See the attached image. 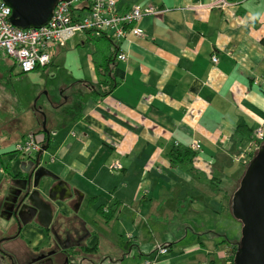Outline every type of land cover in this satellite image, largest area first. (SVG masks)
<instances>
[{
  "label": "crops",
  "instance_id": "1",
  "mask_svg": "<svg viewBox=\"0 0 264 264\" xmlns=\"http://www.w3.org/2000/svg\"><path fill=\"white\" fill-rule=\"evenodd\" d=\"M228 1L218 9L210 7L211 0H117L119 14L133 6L163 13L140 20L143 37L128 33L115 41L109 36L128 61L117 60L112 75L117 84L99 100L91 86L105 80L99 65L114 46L87 32L56 45L50 65L39 70L46 74L58 58L74 53L78 82L67 88L74 93L71 98L63 92L68 98L61 105L37 110L40 119L34 114L22 118L12 109L14 97L4 98L2 81L16 61L0 51V106H10L6 118H0V208L5 198L17 210L24 192L17 178L22 156L15 150L26 135L42 130L36 139H46L43 160L73 194L53 203L51 230L67 236L71 245L78 241V246L98 249L83 253L78 264H116L123 255L122 264H137V251L141 256L152 251L144 260L157 264H223L233 249L223 253L221 222L223 213L232 212L229 190L240 185L243 165L256 153L249 151L255 133L264 129V0ZM92 44L83 72L72 48ZM7 59L15 62L13 67ZM55 111L67 120L49 124ZM44 113L49 135L42 128ZM10 115L17 119L10 123ZM195 143L200 150L191 149ZM184 150L190 154L174 164L172 153ZM116 162L122 166L119 172L111 170ZM229 165L241 168L230 173ZM57 183L47 180L45 188ZM12 187L21 194H13ZM114 202L120 204L118 217L106 224L98 208ZM90 208L96 220H90ZM15 213V226L0 227V245L14 241L25 244L32 258H55L47 229L33 221L19 234ZM159 247L167 253L159 254Z\"/></svg>",
  "mask_w": 264,
  "mask_h": 264
},
{
  "label": "water",
  "instance_id": "2",
  "mask_svg": "<svg viewBox=\"0 0 264 264\" xmlns=\"http://www.w3.org/2000/svg\"><path fill=\"white\" fill-rule=\"evenodd\" d=\"M2 1L12 10L11 24L18 29L28 30L46 26L57 4L72 0ZM44 132L47 133L45 128ZM262 145L245 168L232 201V213L243 225V237L235 264H264V143ZM47 150L48 145H45L35 159L21 163V172L24 174L21 189L24 195L15 214L23 226L35 220L34 223L48 230L54 217L53 203L66 201L73 194L68 185L47 168L48 163L43 160V152ZM47 180L58 183L45 188ZM0 262L7 264L2 253Z\"/></svg>",
  "mask_w": 264,
  "mask_h": 264
},
{
  "label": "built area",
  "instance_id": "3",
  "mask_svg": "<svg viewBox=\"0 0 264 264\" xmlns=\"http://www.w3.org/2000/svg\"><path fill=\"white\" fill-rule=\"evenodd\" d=\"M229 4L228 0H211L210 7L223 9ZM85 10L79 13L81 7ZM80 7V8H78ZM76 9V10H75ZM163 13L154 7L143 8L133 6L128 12H117V0H72L61 1L53 11L50 22L39 29L21 30L10 22L12 10L0 0V51L6 56L15 59L21 72L29 73L38 67L49 66L56 45L64 46L79 32L85 29L95 31L111 30L115 41L124 39L128 33L143 37L139 28L140 20L147 15L158 16ZM218 63V58H212ZM119 62L126 63L128 56L120 52L117 55ZM255 143L249 151L258 152L259 145L264 143V129L257 130ZM192 150H200V145L193 144ZM40 150V143L36 137L29 135L16 147V154L22 157L29 156ZM247 154H243L245 158ZM122 166L119 162L112 165L113 172H119ZM159 254H166L167 248L159 247ZM150 264V263H149ZM157 264V262L153 263Z\"/></svg>",
  "mask_w": 264,
  "mask_h": 264
},
{
  "label": "rangeland",
  "instance_id": "4",
  "mask_svg": "<svg viewBox=\"0 0 264 264\" xmlns=\"http://www.w3.org/2000/svg\"><path fill=\"white\" fill-rule=\"evenodd\" d=\"M79 34V33H78ZM77 40V38H76ZM94 48V44H92L91 47L89 46H81L76 45L72 49H74L78 55H80V63L82 62L83 72H87V68L89 67V64L87 63V56L88 54H91ZM8 64L13 67L14 61L7 59ZM16 64V63H15ZM77 66V63L74 59V53H72L69 56H62L58 58L55 61V65L52 68H48L47 73L44 74L41 70L32 71L29 73H26L24 75H20L21 71L19 67L16 65L13 67V73H9L8 77L2 81V84L5 86V99H7V96L14 97L11 102H14L15 105L12 106V109L14 111H17L18 114H21L22 118L24 116H30V118L33 116L40 119L39 111L41 108H47L48 105H51L52 107H56L62 104L64 100L68 98V94H74L71 89H67L72 83L78 82L77 79V73L74 72L73 68ZM89 76V75H88ZM95 80H97L96 77H93ZM72 87V86H71ZM70 87V88H71ZM66 88V89H65ZM68 93L67 95L62 97V94ZM9 98V97H8ZM64 99V100H63ZM65 102L63 103V105ZM8 106H0V118L4 120L7 116V112L9 110ZM24 112H27L24 114ZM45 117L46 114L44 113ZM52 118L49 117V124H52V121L55 119H58L60 122H65L67 120V116L64 115L62 112L55 111L52 112ZM13 119H17L16 116H11L9 118V122ZM44 121V120H43ZM9 123V124H10ZM47 117L44 124H42V128L46 130L47 126ZM16 130L13 129V132ZM3 132V130L0 131V133ZM13 148V147H12ZM15 149V147L13 148ZM249 159V158H248ZM238 167L241 168V165H233V168L231 169V165H229V172H234V168ZM13 194H21V191L18 193L16 187H12ZM239 189L238 186H234L231 190H229V196L232 198L235 191ZM238 191V190H237ZM4 195L1 193V196ZM192 206V204H189ZM16 211V208L11 207L9 200L3 198V203L0 208V227L2 225H6L8 229L15 226V219H14V213ZM12 213H13V219H12ZM88 216L90 220H96L97 216L95 213L94 208L88 209ZM188 221L192 220L193 216L188 215ZM221 228L223 229V240L226 239L228 242L223 243V253L226 254V251L229 249V246L232 243V239H238L237 242L242 240L243 237V225L242 223L235 218L232 212H226L223 213V220L221 222ZM3 235L0 234V238ZM2 247H0V253L2 254H9L11 257L14 258V264H27L30 262V256H25V253H28V247L25 244H19L14 243V241L9 242L8 244H2ZM5 247V248H4ZM10 248V249H6ZM106 252V251H105ZM24 254L21 256V258L18 256V254ZM29 255V253H28ZM41 254H38L40 256ZM148 255H152V251H148L146 255L141 256V252L137 251L136 254V262L137 264H143L144 258H146ZM36 256V255H34ZM227 259V257H226ZM226 259L223 260V264H226ZM121 257L116 258V264H122ZM145 261V260H144ZM219 263V261H217ZM10 264V263H8ZM201 264H208V262L204 263L202 261Z\"/></svg>",
  "mask_w": 264,
  "mask_h": 264
},
{
  "label": "trees",
  "instance_id": "5",
  "mask_svg": "<svg viewBox=\"0 0 264 264\" xmlns=\"http://www.w3.org/2000/svg\"><path fill=\"white\" fill-rule=\"evenodd\" d=\"M81 7H83V6H81ZM78 8H80V7H78ZM82 10H85L84 7L81 8V11ZM87 33L99 35L102 39H107L111 43V45L114 46V50L112 51L111 55L106 60L104 59L102 62H100L103 64L99 65L100 75L103 76L105 78V80L103 82H101V84H99V86H97V87L91 86L93 88L92 93H93L94 97L99 100V99H102V98L108 96L110 94V92L113 90L114 86L117 84V81L112 77V75H113L114 68H115L116 63H117L118 45L116 44V42L111 37H109L107 35L106 32H104L102 30H100V31H95V30L88 31ZM96 59H98V58H95V60ZM36 70H39V69L37 68V69H35V71ZM24 74H26V73H24V72L20 73V75H24ZM109 74H111V75L109 76ZM41 132H42V130L37 131L36 133H32L31 135H33L34 137H37ZM239 134L241 136L243 135V133H241V132ZM245 134H247V132ZM28 136L29 135H26L25 139ZM45 142H46V139L43 140L42 142H40V144H44ZM15 153H16V151H15ZM189 154L190 153L188 150H184L181 152L176 151V152L172 153L171 159L174 162V164H176V163H178V161L182 160L181 156H183L185 158ZM251 156H253V155L251 154ZM249 158H250V160L252 159L251 157H249ZM249 162L250 161H248V163H245V165H243V167L247 168L249 165ZM6 170H5V172H6ZM18 177L22 178L23 176L19 175V176H17V178ZM236 191H235V193H236ZM235 193L233 194L232 198H230V201H229L228 208L230 209V211L233 210V202L232 201H233V197H234ZM119 206H120V204L118 202H114L111 206H107V205L106 206H100L98 208V214L103 218V220L105 221L106 224H111L118 217V213L120 211ZM69 230H72V229H69ZM50 233H51V231L48 229L47 230V237H48L47 244L48 245L50 244V236H51ZM225 242H228V240L224 239L223 243H225ZM230 246H233V249H231V250H233L232 257H229V254H228L229 260H226V263L235 264L234 263V257H235L236 252L239 250L240 241L239 242H233L232 245H230ZM95 249L84 248L83 246L79 249L76 246H73V247H71L70 250L63 252V253H65L67 256L79 257V256H84L83 253H86V252L96 253L98 249H96V250ZM91 262H92V260H91Z\"/></svg>",
  "mask_w": 264,
  "mask_h": 264
},
{
  "label": "bare ground",
  "instance_id": "6",
  "mask_svg": "<svg viewBox=\"0 0 264 264\" xmlns=\"http://www.w3.org/2000/svg\"><path fill=\"white\" fill-rule=\"evenodd\" d=\"M88 31H93V30H91V29H85V30H83V31H81V32H79V33H85V32H88ZM102 31H104V32H106L107 33V35L108 36H111L112 35V33H113V31H111V30H102ZM46 67H48V66H45V67H38V69H43V68H46ZM46 131H47V134L49 135V131L46 129ZM43 146H45L44 144H40V150L38 151V152H36V153H33V154H31V155H29V156H25V157H22L21 158V161L22 162H28V161H31V160H33V159H35L40 153H41V151H42V148H43ZM263 147V145L261 144V145H259V148L261 149ZM45 152H47V151H45ZM45 152H43V156H44V153ZM21 162V163H22ZM21 163H20V165H21ZM22 173V172H21ZM23 174V173H22ZM22 174H20L21 176H23ZM15 218L19 221V219H18V215L17 214H15ZM22 227H25V226H23V225H21L20 223H19V234H21L20 232L22 231ZM20 236V235H19ZM47 239H48V237H47ZM59 241V240H58ZM53 243V245L51 244V247L50 248H53L52 250H51V253H50V256L52 257V256H54V252H55V239H54V237H52V236H50V243ZM60 243V242H59ZM48 245V244H47ZM50 245V244H49ZM48 245V246H49ZM73 246H76L77 248H81L82 246H78V245H73ZM232 252H233V250H231L230 252H229V257H232ZM238 252V251H237ZM237 252H236V254H235V257H234V263H235V259H236V256H237ZM62 255L63 254H55V256L54 257H59L60 259H61V257H62ZM27 256H29V255H27ZM124 256V255H123ZM123 256L121 257V259L123 260ZM65 258V257H64ZM63 258V259H64ZM72 259H74V260H72ZM77 259H79L77 256H72V257H70L69 258V261H68V263H65V264H78L77 262H76V260ZM122 260H121V262H122ZM5 261H6V263L8 264V263H10V264H14L13 262H14V258L13 257H11V255H9V254H5ZM64 261H65V259L63 260V264H64ZM37 262H39V259L38 258H32V257H30V262H28L27 264H36ZM83 262V261H82ZM153 264V263H155V261H153L152 259L151 260H145L144 261V263L143 264ZM0 264H3L2 262H0Z\"/></svg>",
  "mask_w": 264,
  "mask_h": 264
},
{
  "label": "flooded vegetation",
  "instance_id": "7",
  "mask_svg": "<svg viewBox=\"0 0 264 264\" xmlns=\"http://www.w3.org/2000/svg\"><path fill=\"white\" fill-rule=\"evenodd\" d=\"M246 168V167H245ZM245 168H244V170H245ZM238 186V185H237ZM35 221V220H34ZM50 231H51V236L52 237H54V239H55V252H54V256H55V254H63L62 255V257H61V259H63L64 257V259H65V263H68V261H69V258L70 257H72V256H67L65 253H63V252H66V251H68V250H70L71 249V247H73V245L75 244V245H77L78 244V241L76 242V243H73V245H71L70 244V241H69V239L67 240V236H66V239H62L60 236H59V234L57 233V232H53L52 230H51V227H50V229H49ZM59 240V241H58ZM60 242V243H59ZM0 247H1V245H0ZM1 249V248H0ZM42 255V254H41ZM38 256L37 258L39 259V262H37L36 264H55L57 261H59L60 260V258L57 256V257H55V258H50V257H47V258H42L41 260H40V258L41 257H44V255H42V256ZM53 257V256H52ZM63 259V260H64Z\"/></svg>",
  "mask_w": 264,
  "mask_h": 264
}]
</instances>
